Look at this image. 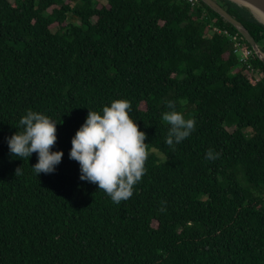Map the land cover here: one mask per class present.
<instances>
[{"label": "trees", "instance_id": "1", "mask_svg": "<svg viewBox=\"0 0 264 264\" xmlns=\"http://www.w3.org/2000/svg\"><path fill=\"white\" fill-rule=\"evenodd\" d=\"M217 1L264 53V24ZM216 28L236 30L202 0H0V264H264V62ZM116 99L149 153L119 204L68 157L88 110ZM169 100L195 120L174 148ZM28 109L58 123L52 173L9 153Z\"/></svg>", "mask_w": 264, "mask_h": 264}, {"label": "clouds", "instance_id": "2", "mask_svg": "<svg viewBox=\"0 0 264 264\" xmlns=\"http://www.w3.org/2000/svg\"><path fill=\"white\" fill-rule=\"evenodd\" d=\"M168 111L162 120L169 127L165 143L174 148L195 129L194 119H185L175 109L174 103L166 102ZM131 104L127 99H116L98 111L88 110L84 122L71 138L68 157L79 164V179L97 185L114 203L119 204L133 195L146 169L148 157L146 134L138 130L132 119ZM58 123L49 116L31 109L20 118V131L6 137L9 153L13 157L29 158L36 153L37 161L31 166L36 176L55 171L63 152L52 150L57 137ZM219 153L209 149L206 159H215ZM21 174L20 167L15 175Z\"/></svg>", "mask_w": 264, "mask_h": 264}, {"label": "water", "instance_id": "3", "mask_svg": "<svg viewBox=\"0 0 264 264\" xmlns=\"http://www.w3.org/2000/svg\"><path fill=\"white\" fill-rule=\"evenodd\" d=\"M204 3L209 5L213 10L218 12L224 19H226L228 22H230L232 25H234L242 34L244 39L254 48L256 54L261 58V60L264 62V53L261 51L258 43L254 40L252 35L249 33V31L241 24L240 21H238L236 18H234L231 14L227 12V10L217 1V0H202ZM235 3L247 7L252 14L258 19V21L264 22L260 20L256 14L253 12V10L249 7V5H253L260 9L264 13V0H240L243 3L239 2L238 0H232ZM249 4V5H248Z\"/></svg>", "mask_w": 264, "mask_h": 264}, {"label": "built area", "instance_id": "4", "mask_svg": "<svg viewBox=\"0 0 264 264\" xmlns=\"http://www.w3.org/2000/svg\"><path fill=\"white\" fill-rule=\"evenodd\" d=\"M184 3H188L191 6H194L197 4L198 0H180ZM216 31L219 34L226 35L232 45L233 52L237 55V58L239 62L241 63H247L249 58L254 55L255 50L252 48V46H249L244 41V37L240 33V31L236 28L235 31H230L227 28H216Z\"/></svg>", "mask_w": 264, "mask_h": 264}, {"label": "bare ground", "instance_id": "5", "mask_svg": "<svg viewBox=\"0 0 264 264\" xmlns=\"http://www.w3.org/2000/svg\"><path fill=\"white\" fill-rule=\"evenodd\" d=\"M239 2L243 3L242 1L238 0ZM249 5V4H248ZM249 7L253 10V12L256 14V16L264 22V13L258 9L257 7L253 5H249Z\"/></svg>", "mask_w": 264, "mask_h": 264}]
</instances>
